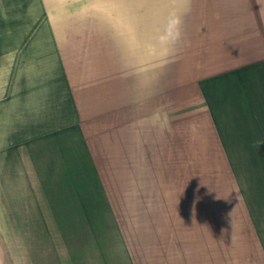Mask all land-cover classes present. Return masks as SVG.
<instances>
[{
  "label": "crops",
  "instance_id": "crops-1",
  "mask_svg": "<svg viewBox=\"0 0 264 264\" xmlns=\"http://www.w3.org/2000/svg\"><path fill=\"white\" fill-rule=\"evenodd\" d=\"M63 2L0 0V264H264V0L74 28L73 60Z\"/></svg>",
  "mask_w": 264,
  "mask_h": 264
},
{
  "label": "rangeland",
  "instance_id": "rangeland-1",
  "mask_svg": "<svg viewBox=\"0 0 264 264\" xmlns=\"http://www.w3.org/2000/svg\"><path fill=\"white\" fill-rule=\"evenodd\" d=\"M189 1L192 2V0H64L59 6L53 8V12L57 13L60 18L64 15L66 19L65 30L69 35L66 38L67 57L73 60V48L77 46V42L80 44V42L85 43V40H91L89 36L77 38L73 34L74 28L112 30L127 25L126 27L137 30L139 23L153 24V21L145 22L141 18L146 15L152 16L151 14L154 13L162 14L160 24H162L163 29L169 28L171 25H174L175 28L178 25V28H181L185 23L183 20L172 22L169 19L171 15L182 17L183 14L190 12V8L193 6L186 3ZM197 1L199 0H195V2ZM200 8L202 5L194 6V9ZM106 24L108 25L106 26ZM190 27L195 28L196 25ZM236 161H238V166L241 167L246 178L245 188L247 191L260 185L264 187V160Z\"/></svg>",
  "mask_w": 264,
  "mask_h": 264
}]
</instances>
